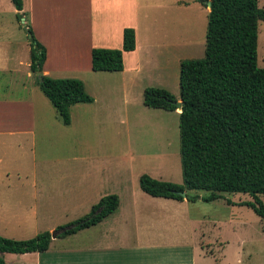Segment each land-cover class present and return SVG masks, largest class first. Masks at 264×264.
Returning <instances> with one entry per match:
<instances>
[{"label":"crops","instance_id":"obj_1","mask_svg":"<svg viewBox=\"0 0 264 264\" xmlns=\"http://www.w3.org/2000/svg\"><path fill=\"white\" fill-rule=\"evenodd\" d=\"M21 2V10L16 11L11 1L8 7L5 0L8 9L4 10L0 0V19L6 13L19 14L23 26H30L45 49L41 74L52 78L58 73L73 74L68 76L83 84L78 74L98 73L109 79L106 92L119 90L122 94L129 84L144 76L150 78L154 71L175 70L180 60L188 59L181 50L193 43L190 32L194 20L183 31L172 23L166 28L156 26L155 9L161 7L156 0L152 4L148 0ZM193 3L190 6L184 0H172L170 6L175 11L206 16L208 8ZM4 27L0 25V226L10 231L0 229V234L27 239L43 230L50 233L87 213L101 196L115 194L118 198L116 208L98 222L66 235L56 233L41 252H4V264H196L197 254L209 257L214 253L211 243L197 230L202 222L190 214L194 201L135 191H128L122 200L117 192L99 190L104 183L99 175L69 171L62 165L65 159L46 155L51 120L63 123L37 93L35 73L29 69L28 42L19 48L18 39ZM124 27L134 31V48L122 52V70L92 71L90 49L120 48ZM93 101L70 105L69 122L63 125L70 127L76 121L72 110L79 104ZM174 112L178 114L179 110ZM215 242L216 252L223 256L224 242ZM235 249L236 264H240L239 246Z\"/></svg>","mask_w":264,"mask_h":264},{"label":"trees","instance_id":"obj_2","mask_svg":"<svg viewBox=\"0 0 264 264\" xmlns=\"http://www.w3.org/2000/svg\"><path fill=\"white\" fill-rule=\"evenodd\" d=\"M16 11L21 0H10ZM206 13L204 48L201 58L182 59L178 66V99L160 87H144L142 103L149 108L178 112V141L181 183L138 176L140 190L153 197L194 201L197 195L186 191L208 192L201 199L211 201L220 193H247L245 205L262 220L264 233V67L256 64L257 21L264 19V8L257 0H197ZM21 15L17 14V17ZM29 39V69L41 72L44 46L24 25ZM134 48V31L124 27L120 48L90 49L92 71L122 70V52ZM38 87L63 124L69 122V106L89 103L92 97L77 78H52L44 74ZM184 191L181 196L178 192ZM118 203L115 194L103 195L84 215L56 229L66 235L90 226L112 212ZM50 240L47 230L27 239L0 236L2 254L41 252Z\"/></svg>","mask_w":264,"mask_h":264},{"label":"rangeland","instance_id":"obj_3","mask_svg":"<svg viewBox=\"0 0 264 264\" xmlns=\"http://www.w3.org/2000/svg\"><path fill=\"white\" fill-rule=\"evenodd\" d=\"M1 1L2 8L8 9L4 4L5 0ZM148 1L152 4L154 0ZM184 1L190 6L194 4L193 2H198L197 0ZM156 2L161 6L155 9L157 11L156 26L159 28L163 26L166 28L172 23L183 31L182 29L188 28L191 23L193 25L194 20L195 24L190 32L193 43L181 52L186 58H201L206 16L202 13L199 16L195 11L187 12L183 9H178L176 12L173 10L175 8L170 6L172 0H156ZM198 3L201 8H204L202 3ZM7 5L11 6L10 0H7ZM257 5L264 8V0H257ZM150 10H152L150 15H153L154 10L152 8ZM20 18L22 16L17 17L16 14L6 13L0 19V25L11 30L18 39L19 48L27 42L29 44L28 33ZM256 29V64L258 67H264V19L257 21ZM22 52L24 57V51ZM55 75L57 78H69L68 75L73 74ZM78 75L82 77L84 88L94 101L90 104H79L80 107L72 110V116L76 121L70 127L64 126L60 121L51 120L46 155L60 156L65 159L62 165L65 164L69 171L99 175L104 182L99 190L109 193L117 192L122 200L128 191L142 194L137 180L141 173L180 184L178 114L174 112L178 108L174 111H166L152 109L142 103V90L148 86L163 88L179 100L178 67H175V70L171 67L163 72L154 71L150 78L144 76L129 84L130 87L126 88L122 94L119 90L113 93L106 92V85L110 83L109 79L99 77L98 73ZM35 77L36 75L34 79ZM36 83L38 86L37 77ZM37 93L55 115V111L39 89ZM38 145L39 141H37L39 157ZM51 163L54 166L53 169H57V164ZM207 193L202 190L188 191L190 195H197L194 199L195 205L190 210L192 217L202 222L197 224V230L203 233L202 239L210 242L211 248L214 249V253H211L209 257L197 254L196 264L202 261H206L207 264H216L219 261L221 264H236L235 247L237 246H239L240 264H264L262 220L250 208L240 204L251 200V197L247 193L222 192L221 197L216 200H202L201 196ZM259 198L264 203V196L259 195ZM225 201L235 203L230 204ZM0 229L10 231L9 228L1 226ZM0 236L5 237L1 234ZM216 239L217 242H224L223 256L216 252ZM201 242V240L198 241V247ZM202 246L207 247L204 243Z\"/></svg>","mask_w":264,"mask_h":264},{"label":"water","instance_id":"obj_4","mask_svg":"<svg viewBox=\"0 0 264 264\" xmlns=\"http://www.w3.org/2000/svg\"><path fill=\"white\" fill-rule=\"evenodd\" d=\"M205 5L208 8L209 7V1H206L205 2ZM20 19H21V21L23 23V18H20ZM35 75H36L38 81H40L41 80V76H42L41 72H35ZM180 102H181L180 100L174 101L175 108H178L179 110H180ZM178 193L181 196H184L185 195V192L184 191H181V192H178ZM62 230L63 229H56V230L50 231L49 235H50V237H54L56 233H59Z\"/></svg>","mask_w":264,"mask_h":264}]
</instances>
